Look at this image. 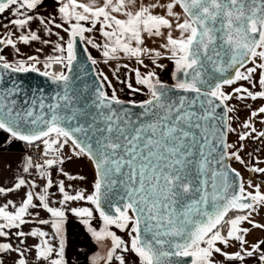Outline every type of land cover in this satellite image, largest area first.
I'll use <instances>...</instances> for the list:
<instances>
[{
  "label": "snow or ice",
  "instance_id": "1",
  "mask_svg": "<svg viewBox=\"0 0 264 264\" xmlns=\"http://www.w3.org/2000/svg\"><path fill=\"white\" fill-rule=\"evenodd\" d=\"M0 161V264H264V0H0Z\"/></svg>",
  "mask_w": 264,
  "mask_h": 264
},
{
  "label": "crops",
  "instance_id": "2",
  "mask_svg": "<svg viewBox=\"0 0 264 264\" xmlns=\"http://www.w3.org/2000/svg\"><path fill=\"white\" fill-rule=\"evenodd\" d=\"M107 71V69H105ZM167 72H165V74L163 76H166ZM166 80V79H165ZM231 139H235V137H231ZM19 149L17 148L16 151H18ZM12 160H13V167L15 166V152H13L12 154ZM0 166H6L4 161H0ZM236 167H238V165H234ZM86 171V170H82ZM258 220H260V222H264V218L262 217H258ZM256 237H260V238H264V231L261 230H253L252 235L249 237L250 239H254ZM68 239H69V244H70V248L69 251L71 253H75V249L77 248H84L85 245H87L88 247H93V245L90 243V241L85 237V234L82 230V227L79 226L78 224H73L70 225L68 228ZM72 264H83L82 259L81 260H76L73 259Z\"/></svg>",
  "mask_w": 264,
  "mask_h": 264
},
{
  "label": "water",
  "instance_id": "3",
  "mask_svg": "<svg viewBox=\"0 0 264 264\" xmlns=\"http://www.w3.org/2000/svg\"><path fill=\"white\" fill-rule=\"evenodd\" d=\"M24 79L26 82H29V83H31L32 81H37V80L43 83V80H44V78L39 77L37 74H31V77L25 76Z\"/></svg>",
  "mask_w": 264,
  "mask_h": 264
},
{
  "label": "rangeland",
  "instance_id": "4",
  "mask_svg": "<svg viewBox=\"0 0 264 264\" xmlns=\"http://www.w3.org/2000/svg\"><path fill=\"white\" fill-rule=\"evenodd\" d=\"M163 79H166V80H167V79H168V75L163 76ZM243 118H244V117L242 116L241 119H243ZM254 182H255V181H254Z\"/></svg>",
  "mask_w": 264,
  "mask_h": 264
}]
</instances>
